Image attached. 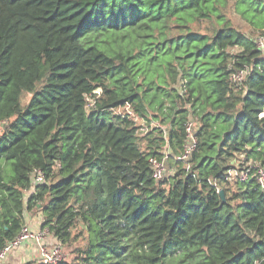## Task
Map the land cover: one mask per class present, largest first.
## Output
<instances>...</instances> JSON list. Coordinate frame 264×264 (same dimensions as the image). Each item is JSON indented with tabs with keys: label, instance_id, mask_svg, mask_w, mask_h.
I'll list each match as a JSON object with an SVG mask.
<instances>
[{
	"label": "trees",
	"instance_id": "16d2710c",
	"mask_svg": "<svg viewBox=\"0 0 264 264\" xmlns=\"http://www.w3.org/2000/svg\"><path fill=\"white\" fill-rule=\"evenodd\" d=\"M259 36L264 0H0V249L36 209L61 245L80 227L56 264H264V189L226 180L235 157L264 165Z\"/></svg>",
	"mask_w": 264,
	"mask_h": 264
},
{
	"label": "built area",
	"instance_id": "2783aa9c",
	"mask_svg": "<svg viewBox=\"0 0 264 264\" xmlns=\"http://www.w3.org/2000/svg\"><path fill=\"white\" fill-rule=\"evenodd\" d=\"M256 45L264 47V36H259L256 40ZM249 72V67L245 66L243 68L234 70L230 74V80L232 83L241 84L245 79L246 75ZM120 112L129 116H135L134 111L132 110L129 104H125L124 107L120 108ZM186 138L183 150L177 159L183 162L184 165L189 164L191 154L195 148L196 139H195V126L189 122L185 127ZM151 169L152 176L156 181L161 180L163 177L167 176L171 171L165 166L164 159L157 160L154 157H149L148 159ZM255 176L256 180L260 184L261 188L264 189V165L256 162L248 161L244 164V167L240 170L236 168H231L228 170L226 175V180L231 181L234 179L244 180L249 176ZM43 173L41 170H36L32 172L30 178V188L27 193H30L34 190L35 186L43 182ZM219 191V189H217ZM49 233L47 229H40L37 231L30 230L26 225H23L20 232L11 240H9L1 249H0V264H3V261L6 255L12 251L14 248H17L24 240H33L38 245V255L39 263L45 264H56L64 260L61 252V244L58 242L53 246H46L42 241L45 239V235Z\"/></svg>",
	"mask_w": 264,
	"mask_h": 264
},
{
	"label": "rangeland",
	"instance_id": "374dc122",
	"mask_svg": "<svg viewBox=\"0 0 264 264\" xmlns=\"http://www.w3.org/2000/svg\"><path fill=\"white\" fill-rule=\"evenodd\" d=\"M229 15H230V17H231V20H232V23L240 30V31H242V32H244V33H246V34H252L250 31H249V25L248 24H246L243 20H241V18L237 15V14H235L233 11H231V12H229ZM194 27H196V29H198L200 32H202V33H205V32H207V31H209V26H210V23L208 22V21H205V22H200V23H198V24H194L193 25ZM232 52H233V50H231ZM29 94H25L24 96H23V98H22V103H26L27 102V100L29 99ZM261 116H263L264 117V110H263V112L260 114ZM136 124L137 125H139V126H141L142 128H144L146 125H147V123H145V121L144 120H142V119H139V117H137V115H136ZM2 123L3 122H0V130H1V128H2ZM4 124V123H3ZM157 124V122L156 121H151L150 122V125L151 126H155ZM146 129H143V131H145ZM143 131H139L140 133L139 134H142V132ZM233 163H234V165H233V167H231V168H236L237 170H240L241 168H243L244 167V164H241V161H242V156H239L238 158L237 157H235L234 159H233ZM166 167H167V165H165ZM190 163L189 164H186V165H184L183 167L185 168V170H189L190 169ZM168 168V167H167ZM165 179V177H163L161 180H164ZM228 182H235V180L234 179H232L231 181H228ZM26 197V196H25ZM32 213V215L34 214V215H36V212L35 211H31ZM30 217V216H29ZM80 229V227L79 226H77L76 227V229H74L73 230V238L68 242V243H66V244H62L61 245V252H62V255H63V258H64V260H71L74 256H75V254H76V251H75V249H76V247H80V246H82L83 245V240H82V237H76V235L78 234V230ZM51 233L49 232V233H47L46 235H45V239L47 240V238H49V235H50ZM51 242H52V239L50 240V242H49V244H51ZM48 246H50V245H48ZM32 263H35V264H37L38 262H39V255H38V259H35V260H32L31 261ZM165 264H178L177 262L176 263H173V262H167V263H165Z\"/></svg>",
	"mask_w": 264,
	"mask_h": 264
},
{
	"label": "crops",
	"instance_id": "0c3cea01",
	"mask_svg": "<svg viewBox=\"0 0 264 264\" xmlns=\"http://www.w3.org/2000/svg\"><path fill=\"white\" fill-rule=\"evenodd\" d=\"M32 211H35L36 215H32L31 211L25 212L24 225L32 231H37L41 229V214L36 209ZM51 239L52 242L49 244ZM42 242L48 247V245L53 246L57 244L58 239L51 233L49 238H47V240L44 239ZM35 259H38L37 243L33 240H24L17 248H14L6 255L3 264H35L31 262Z\"/></svg>",
	"mask_w": 264,
	"mask_h": 264
},
{
	"label": "water",
	"instance_id": "95a60500",
	"mask_svg": "<svg viewBox=\"0 0 264 264\" xmlns=\"http://www.w3.org/2000/svg\"><path fill=\"white\" fill-rule=\"evenodd\" d=\"M218 194H219L220 198L224 201L225 197H224V193L221 189L218 191Z\"/></svg>",
	"mask_w": 264,
	"mask_h": 264
},
{
	"label": "clouds",
	"instance_id": "9594fccd",
	"mask_svg": "<svg viewBox=\"0 0 264 264\" xmlns=\"http://www.w3.org/2000/svg\"><path fill=\"white\" fill-rule=\"evenodd\" d=\"M133 110V109H132ZM134 114H135V112H134ZM127 116V115H126ZM133 119H135V116H133L132 117ZM190 161V160H189ZM29 193H26V195L25 196H27Z\"/></svg>",
	"mask_w": 264,
	"mask_h": 264
}]
</instances>
